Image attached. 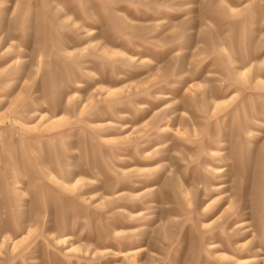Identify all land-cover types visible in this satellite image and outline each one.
<instances>
[{
  "label": "rangeland",
  "instance_id": "374dc122",
  "mask_svg": "<svg viewBox=\"0 0 264 264\" xmlns=\"http://www.w3.org/2000/svg\"><path fill=\"white\" fill-rule=\"evenodd\" d=\"M0 264H264V0H0Z\"/></svg>",
  "mask_w": 264,
  "mask_h": 264
}]
</instances>
